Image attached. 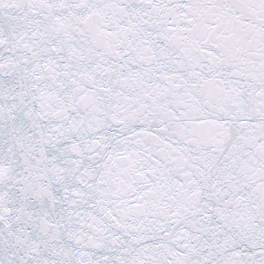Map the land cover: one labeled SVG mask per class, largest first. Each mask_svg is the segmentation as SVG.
<instances>
[{"label":"snow or ice","instance_id":"1","mask_svg":"<svg viewBox=\"0 0 264 264\" xmlns=\"http://www.w3.org/2000/svg\"><path fill=\"white\" fill-rule=\"evenodd\" d=\"M0 264H264V0H0Z\"/></svg>","mask_w":264,"mask_h":264}]
</instances>
